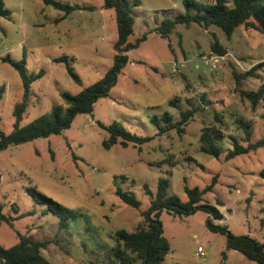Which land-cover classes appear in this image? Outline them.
Returning a JSON list of instances; mask_svg holds the SVG:
<instances>
[{
    "label": "rangeland",
    "instance_id": "374dc122",
    "mask_svg": "<svg viewBox=\"0 0 264 264\" xmlns=\"http://www.w3.org/2000/svg\"><path fill=\"white\" fill-rule=\"evenodd\" d=\"M8 17H0V129L14 128L15 106L24 99L20 73L2 61L10 56L25 61L28 75L44 72L34 81L28 107L20 125L26 126L64 104L62 93L79 94L104 77L112 67L118 41L116 12L102 9L104 0H57L71 6H93L94 11H76L65 22L64 12L43 0H2ZM133 6L135 26L129 42L135 43L163 19L186 13L184 0H128ZM139 2V4L136 3ZM201 2L203 0H193ZM191 13H196L195 9ZM238 27L231 39L222 29H205L198 24L178 25L170 38L155 32L131 52L129 64L110 95L100 99L91 115H78L72 127L60 135L38 139L0 152V203L12 221L0 224V244L18 242L17 233L46 242L44 256L51 264H106L115 247L119 230L135 232L144 222L143 212L151 205L161 178L169 181V195L188 201L185 186L218 183L204 196V203L217 207L224 218L213 221L235 236H250L264 243V148L230 161L228 149L238 142L247 146L242 125L248 126L251 142L264 137V99L256 106L241 97L240 89L257 91L264 83V67L249 78H241L264 63L262 25ZM216 35L227 48L225 56L210 49ZM66 57L80 83L70 75ZM235 74L240 77L237 85ZM174 102L175 107L170 105ZM196 108L183 133L176 129L158 135L153 116L166 112L173 123L181 112ZM120 122L130 132L152 140L141 147L110 150L103 147L108 133L99 123ZM212 126L225 135L223 153L213 158L201 151L204 129ZM29 188L71 209L75 217L66 229L60 219L38 203ZM131 192L139 209L126 205L118 190ZM223 203V206L218 204ZM13 207L17 208L18 214ZM29 214V215H28ZM164 237L171 252L163 264H258L243 254L227 249V236L207 225L209 215L161 216ZM202 247L207 257L198 254Z\"/></svg>",
    "mask_w": 264,
    "mask_h": 264
},
{
    "label": "trees",
    "instance_id": "16d2710c",
    "mask_svg": "<svg viewBox=\"0 0 264 264\" xmlns=\"http://www.w3.org/2000/svg\"><path fill=\"white\" fill-rule=\"evenodd\" d=\"M43 2L47 6H52L64 12L65 16L75 11L95 10L93 6H71L57 0H43ZM136 3L139 4L138 1ZM184 5L186 8L185 14L173 19H163L158 22L152 31L145 33L135 43H131L129 39L134 34L135 26L133 6L128 0H104V9L115 10L118 27V41L115 45L117 53L112 67L103 78L83 89L79 94L62 93L64 104L54 106L51 112L23 127L20 123L28 107L32 83L40 79L44 72L30 76L27 74L25 61L16 62L10 56L3 57V62L10 63L20 73L24 86V99L15 106L14 115L16 121L11 133L6 134L0 129V152L7 150L11 146H19L34 140L48 139L53 135H60L64 130L72 127L78 115H91L95 104L100 99L108 97L112 89L116 87L119 77L130 62L129 52L146 41L148 34L151 32L168 39L178 25L190 26L198 24L206 30L210 27H218L222 29L228 39H231L238 27L255 28V23L252 20L254 18L264 27V0H203L201 2L184 0ZM192 9H195L196 13H191ZM8 16L9 12L4 10V3L0 0V17ZM260 31L264 35V29ZM212 37L211 51L219 56H225L228 53L227 48L220 43L216 35L213 34ZM54 61L58 63L65 62L70 75L76 82L80 83L79 76L70 68L68 58L62 57ZM263 67L264 63H260L243 74L242 77L235 74L237 85L241 86L240 77L249 78L254 75L257 69ZM3 89L0 87V101L3 97ZM240 94L242 98L247 99L253 106H256L264 99V83L257 91L241 88ZM170 105L175 107L174 102H170ZM196 111V108H194L181 112V120L177 123H173L172 116L166 112L162 116H153L151 123L158 127V135L164 134L171 129H176L181 134ZM99 125L108 133V138L103 142V147L106 150H110L114 145L120 143L124 148L134 144L141 151V147L152 140L151 137H143L130 132L120 122H113L108 126L101 123ZM242 126L246 133L248 145L243 146L238 142L233 143V147L227 150L225 156L227 161L264 148V137L253 143L250 141L251 132L249 131V125ZM214 127L208 126L204 129L201 136V151L213 158H219L223 153L221 141L224 140L225 135L221 130ZM218 179V175H215L211 183L203 189L200 187L190 188L186 185L187 202H182L177 197L169 195L168 179H160L158 190L155 194L145 186L146 192L151 195L152 200L149 209L142 214L144 222L135 232L119 230L115 233L116 245L111 250L109 261L106 264H163L171 252V247L169 241L164 237L163 224L160 219L162 214L167 212L176 217L191 215L196 211H204L209 215L207 225L210 230L227 236L228 250L237 251L250 261L264 264V243L250 236H235L227 227L214 224V220H222L224 215L217 207L204 203V196L214 190ZM28 192L35 201L47 205L49 212L60 219L59 225L62 230L66 229L69 221L75 217V213L71 209L38 193L35 189L29 188ZM117 193L126 205L135 209L140 208L141 203L131 192H124L119 189ZM218 204L223 206L221 201H218ZM13 209L18 214L17 208L13 207ZM24 216L26 215H19L14 219L8 218L3 213V205L0 203V224L7 223L13 227L12 221ZM17 237L18 242L12 247L6 248L0 244V264H51L43 254V250L48 245L46 242L36 241L19 232Z\"/></svg>",
    "mask_w": 264,
    "mask_h": 264
},
{
    "label": "crops",
    "instance_id": "0c3cea01",
    "mask_svg": "<svg viewBox=\"0 0 264 264\" xmlns=\"http://www.w3.org/2000/svg\"><path fill=\"white\" fill-rule=\"evenodd\" d=\"M102 9H103V6H102ZM83 11H89L90 12V10H80V12H83ZM76 12V11H75ZM74 13V12H73ZM72 13V14H73ZM72 14H70V15H68V16H65V13H64V16H62L60 19H58V21H59V23L60 22H65Z\"/></svg>",
    "mask_w": 264,
    "mask_h": 264
},
{
    "label": "built area",
    "instance_id": "2783aa9c",
    "mask_svg": "<svg viewBox=\"0 0 264 264\" xmlns=\"http://www.w3.org/2000/svg\"><path fill=\"white\" fill-rule=\"evenodd\" d=\"M198 254H199L200 256L204 257V258L207 257V254H206L205 250H204L202 247H199V248H198Z\"/></svg>",
    "mask_w": 264,
    "mask_h": 264
}]
</instances>
